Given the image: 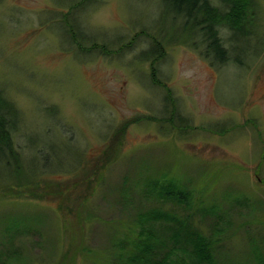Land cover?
I'll use <instances>...</instances> for the list:
<instances>
[{
	"label": "rangeland",
	"instance_id": "1",
	"mask_svg": "<svg viewBox=\"0 0 264 264\" xmlns=\"http://www.w3.org/2000/svg\"><path fill=\"white\" fill-rule=\"evenodd\" d=\"M256 3L247 43L219 27L229 52L216 63L160 0H0V92L20 111L23 157L18 175L0 165L11 264H111L149 209L171 217L150 219L160 237L195 228L217 239L218 264L264 260ZM158 180L187 204L160 200Z\"/></svg>",
	"mask_w": 264,
	"mask_h": 264
},
{
	"label": "trees",
	"instance_id": "2",
	"mask_svg": "<svg viewBox=\"0 0 264 264\" xmlns=\"http://www.w3.org/2000/svg\"><path fill=\"white\" fill-rule=\"evenodd\" d=\"M160 1L166 10L172 12L174 18H180L183 25L199 37L208 56L216 60V63L226 61L229 52L223 46L219 27L229 28L230 39L234 38L235 42L242 37L247 43L250 34L255 33L253 28L258 19L257 0H220L219 7L212 5L209 0ZM20 124V111L0 92V165L6 167L12 176L22 172L20 169L23 157L16 140ZM6 178L11 180L9 175ZM151 185L152 191H155L160 200L187 204L188 193L174 183L158 180ZM64 194L65 189L60 188L57 198L63 200ZM169 216L168 213L164 215L153 209L137 213V221L142 224L140 230L128 233L113 244L120 254L111 264H218L217 239L208 234L189 228L192 229V233H189L188 237L182 233H174L163 238L150 227L152 226L150 219H171ZM6 252L4 254L0 251V264H11L13 261L14 253ZM256 258L259 264H264L263 259L260 260L257 256Z\"/></svg>",
	"mask_w": 264,
	"mask_h": 264
}]
</instances>
